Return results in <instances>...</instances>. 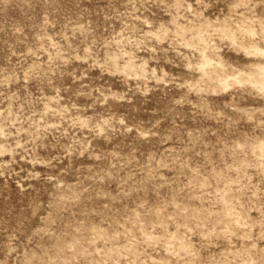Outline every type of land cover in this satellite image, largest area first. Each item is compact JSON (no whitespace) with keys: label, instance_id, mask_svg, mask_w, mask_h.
<instances>
[{"label":"rangeland","instance_id":"obj_1","mask_svg":"<svg viewBox=\"0 0 264 264\" xmlns=\"http://www.w3.org/2000/svg\"><path fill=\"white\" fill-rule=\"evenodd\" d=\"M0 264H264V0H0Z\"/></svg>","mask_w":264,"mask_h":264}]
</instances>
